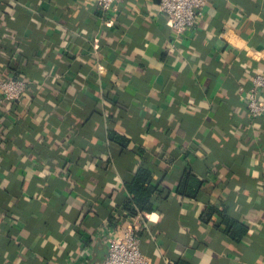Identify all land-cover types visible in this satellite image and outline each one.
<instances>
[{
    "label": "crops",
    "instance_id": "obj_1",
    "mask_svg": "<svg viewBox=\"0 0 264 264\" xmlns=\"http://www.w3.org/2000/svg\"><path fill=\"white\" fill-rule=\"evenodd\" d=\"M159 4L0 0V78L28 85L0 100V264L104 263L141 162L158 188L140 230L153 264H264V133L245 100L264 0H212L183 35ZM189 166L198 200L177 195ZM222 202L249 229L238 243L201 220Z\"/></svg>",
    "mask_w": 264,
    "mask_h": 264
},
{
    "label": "built area",
    "instance_id": "obj_2",
    "mask_svg": "<svg viewBox=\"0 0 264 264\" xmlns=\"http://www.w3.org/2000/svg\"><path fill=\"white\" fill-rule=\"evenodd\" d=\"M102 12H107L116 2L124 0H93ZM212 0H160V10L168 17L169 25L177 35L194 29L200 20L203 9ZM28 85L22 80L0 78V100L15 102L26 92ZM264 90V73L251 78L247 87L246 109L253 119L264 118V101L260 93ZM144 214L130 216L126 227L110 239L109 255L104 263L98 264H153L143 253L139 232Z\"/></svg>",
    "mask_w": 264,
    "mask_h": 264
},
{
    "label": "trees",
    "instance_id": "obj_3",
    "mask_svg": "<svg viewBox=\"0 0 264 264\" xmlns=\"http://www.w3.org/2000/svg\"><path fill=\"white\" fill-rule=\"evenodd\" d=\"M3 79L22 80L15 76H4ZM246 112H248L247 109ZM4 116L6 115L4 114L3 117ZM259 121L260 129L264 133V118H261ZM108 138L112 143L123 149H127L131 144L129 138L120 134L116 130L109 131ZM152 181L153 174L150 171L148 164L141 162L135 170L131 180L126 183L128 197L124 201L122 209L129 216H136L139 213L149 214L155 210L156 203L154 202V196L158 192V188L153 186ZM205 183L206 181L199 177L189 166L183 171L178 181L177 195L182 199L198 200L204 193ZM214 218H217V220H214ZM201 220L205 223L213 221L216 228L223 226L226 236L236 243L244 239L249 232L248 227L229 213L228 205L224 202L219 205L212 203L205 205L201 214ZM175 264L191 263L180 259Z\"/></svg>",
    "mask_w": 264,
    "mask_h": 264
},
{
    "label": "water",
    "instance_id": "obj_4",
    "mask_svg": "<svg viewBox=\"0 0 264 264\" xmlns=\"http://www.w3.org/2000/svg\"><path fill=\"white\" fill-rule=\"evenodd\" d=\"M160 0H155V2H159Z\"/></svg>",
    "mask_w": 264,
    "mask_h": 264
}]
</instances>
